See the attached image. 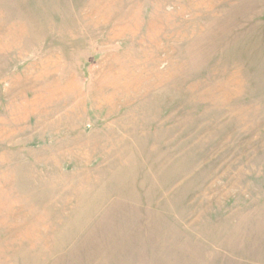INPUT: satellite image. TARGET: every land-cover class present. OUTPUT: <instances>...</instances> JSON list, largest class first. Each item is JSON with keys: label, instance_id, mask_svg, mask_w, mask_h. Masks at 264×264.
<instances>
[{"label": "rangeland", "instance_id": "obj_1", "mask_svg": "<svg viewBox=\"0 0 264 264\" xmlns=\"http://www.w3.org/2000/svg\"><path fill=\"white\" fill-rule=\"evenodd\" d=\"M0 264H264V0H0Z\"/></svg>", "mask_w": 264, "mask_h": 264}]
</instances>
